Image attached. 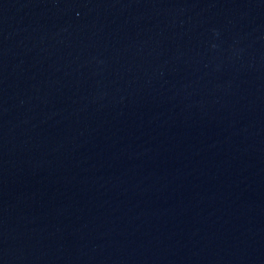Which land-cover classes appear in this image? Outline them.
<instances>
[{
  "label": "water",
  "instance_id": "obj_1",
  "mask_svg": "<svg viewBox=\"0 0 264 264\" xmlns=\"http://www.w3.org/2000/svg\"><path fill=\"white\" fill-rule=\"evenodd\" d=\"M264 0H0V264H152Z\"/></svg>",
  "mask_w": 264,
  "mask_h": 264
}]
</instances>
